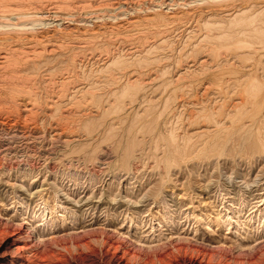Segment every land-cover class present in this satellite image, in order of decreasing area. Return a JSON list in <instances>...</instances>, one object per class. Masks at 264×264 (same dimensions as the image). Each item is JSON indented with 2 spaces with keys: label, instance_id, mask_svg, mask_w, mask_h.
<instances>
[{
  "label": "rangeland",
  "instance_id": "obj_1",
  "mask_svg": "<svg viewBox=\"0 0 264 264\" xmlns=\"http://www.w3.org/2000/svg\"><path fill=\"white\" fill-rule=\"evenodd\" d=\"M60 1L74 25L86 6L151 9L35 22L50 41L0 64V223L28 218L52 264H112L103 231L129 264H264V0Z\"/></svg>",
  "mask_w": 264,
  "mask_h": 264
},
{
  "label": "bare ground",
  "instance_id": "obj_2",
  "mask_svg": "<svg viewBox=\"0 0 264 264\" xmlns=\"http://www.w3.org/2000/svg\"><path fill=\"white\" fill-rule=\"evenodd\" d=\"M5 1H8V0H0V62H1L0 64L2 65L1 68H6V69H7L8 65L9 66H10V64L12 66L16 65V64L18 65V63L20 61L19 60L20 56L17 55L18 53L17 54L13 53L14 55H12V57L10 58V56H11V54H12V52L14 50H17V52H18V50H22L23 51V49H27L28 46H30L32 48V46H31L32 44H35V43L40 41V40H38V36L39 35L37 34V31L36 30L34 31V29H35L34 25L36 26V24H37V23L35 24V22H38L39 24H43V25H48V24L51 23L49 20L50 19H54V20H57V21H61V25L64 28H66V29H71V28L72 29H85V27L87 25L84 22V20L87 21V22H92L93 26H96L98 24V20L99 19L100 20L106 19V17H104L105 16L104 12L107 13V11H114V12L118 11L119 13L118 12H117L118 14L116 13V16L118 18V16L120 14H126L127 15L128 13H130L129 10L135 11L137 13L140 10H142L140 8L148 10V8H150V7L148 6V8H147L146 5L151 4V2L146 4L145 5L146 8L145 7H141L144 4L141 5V4H138V3L137 4H133L135 7H133V6L130 7V5L129 6L127 5L128 2L127 3L126 2H119V3H117V6H113L112 5L110 8L107 7V6H103V7H98V8L94 9V8H91V6L90 7L86 6V7H83V11L81 12V14L78 15L77 24L74 25L73 21H67V20H72V17H74L77 13L75 11L72 12L70 8H67L66 5H64L67 2H63V1H60V0H59V2H57V1H48L49 3L48 2H44V3H48L47 5H45V6L42 5L43 7H41V5H40L41 8L38 7L39 9H37L35 7V5H34V9L27 10L28 9L27 8L26 10H24V9H21L22 6H23L22 3H20L21 5H16V4L13 5L12 4L13 2L12 3L10 2L11 4H8ZM9 1H12V0H9ZM31 1H28V2H31ZM40 1L41 0H39L38 2L40 3ZM64 1H66V0H64ZM173 1L176 2V0H161V2L163 4H166V5L174 3ZM184 1L186 2L187 0H184ZM213 1H215V0H213ZM14 2H16V0ZM17 2H18V0H17ZM21 2H25V1L23 0ZM32 3H33V1L31 2V4ZM131 3H133V2H131ZM26 4L28 5L27 1H26ZM51 4H57L56 6H53V8H55V9L58 8V10L56 9L55 12H52V11L48 10L47 8L49 6H52ZM177 4L178 5H186L185 3H179V2ZM27 5H26V7H28ZM160 5H162V4H160ZM29 6H30V3H29ZM177 7L174 10L169 8V10H167L165 13L170 15L169 16L170 18H175V17H177V14L182 13V11H183L182 10L183 8L181 6H180V8H182L181 10H177ZM154 9L155 8L153 7L152 10L154 11ZM147 12H150V10H148ZM152 13L153 12L147 14V16L152 15ZM156 13H155V15H156ZM156 16H157V18H159L158 21L162 20V22H165L167 20V17L165 15L157 14ZM113 17H114V15H113ZM27 18H29V20H30L29 23L32 24V26L31 25L28 26V23H26L24 21V19H26V21H28ZM148 19H150V18H148ZM241 19L243 20V18H241ZM244 19L246 20V18H244ZM249 21L250 20L247 21L248 23L244 21V23H246V26H247V24H249ZM252 21H250V22H252ZM239 24H240V22H239ZM246 30L248 31V29H246ZM56 31L58 33V30H56ZM244 31H245V29H244ZM261 32H263V31H261ZM261 32H259V33H261ZM67 34H70V33H67ZM41 36L43 37L44 35H41ZM42 39H41L42 41H40V42L47 41V40H44V38H42ZM258 39L260 40V37ZM49 41H47V42H49ZM51 41H52V39H51ZM58 41L59 40H56L55 43L58 42ZM48 44H50V43H48ZM36 45H38V43ZM46 45H47V43H46ZM58 46H59L58 48H60V45H58ZM21 53H23V52H21ZM19 55H20V53H19ZM25 60H27V59H25ZM28 62H30V61H28ZM20 64H21V61H20ZM11 92H12V90H11ZM13 94L15 96V99H17L16 98V93H13ZM20 100H21V104L27 108V107H29V105L31 107V102L34 99H32V101H31V98L30 99H27V98L25 99V97L23 96V97L20 98ZM28 111H29V109H28ZM179 150H182V149H179ZM180 154H182V153L180 152ZM85 234H87V233H85ZM103 234H105V236L107 237L108 245L114 247V249H115V256H114L115 258H114L112 264H129V261H130V259L132 257H139V255H138L139 253L138 252L131 250L132 248L131 249L126 248V244L128 242L126 238L125 239L123 238V239H121L119 241L115 240V239H113L111 241L112 238L108 237L109 233L107 234L106 231H105V233L103 231ZM41 239L42 238L40 236H38V234H36L35 230L32 229V227L30 226V221H29L28 218H26L23 223H19V224L18 223L15 224L14 222L10 223L9 221L8 222H1L0 223V264H52V260L54 258V257H52L53 253H52L50 248L45 247V245L48 246L47 242H50V241H47L48 239L47 240L46 239L45 240H41ZM119 239H120V237H119ZM50 240H53V239H50ZM78 244H82L84 246H87L88 241L87 242L86 241L85 242L81 241V243H78ZM89 244H88V246H89ZM137 244H139V243H137ZM130 247H131V245H130ZM191 249L194 250L195 254L198 252L194 248V246ZM177 250H178V252L181 251V253H182V246L177 247ZM185 254H186V252H185ZM169 255H171V254H169L167 252V253H158V254H155L154 256L151 255L148 258H146V256H145L146 259L143 262H144V264H157V263L169 264L170 262H168V260H167V257ZM193 255L190 258H184V260L186 262L185 264H213V263H211L209 261L208 254L206 252H198L197 256H193ZM206 259H208L209 262H206ZM58 263L60 264V262H58ZM227 263H229V262H227Z\"/></svg>",
  "mask_w": 264,
  "mask_h": 264
}]
</instances>
